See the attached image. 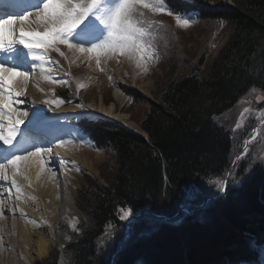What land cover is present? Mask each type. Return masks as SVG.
Instances as JSON below:
<instances>
[{
  "label": "trees",
  "instance_id": "16d2710c",
  "mask_svg": "<svg viewBox=\"0 0 264 264\" xmlns=\"http://www.w3.org/2000/svg\"><path fill=\"white\" fill-rule=\"evenodd\" d=\"M165 5L191 20L231 22L228 40L208 73L193 70L171 78L158 98L119 84L148 105L139 123L149 138L116 120H78L96 148L112 149L116 167L106 175L108 183L85 176L78 195L84 216L64 249V262L56 250L36 264H259L251 242L264 245V162L241 161L223 193L211 191L208 182L225 176L234 161L233 133L217 117L251 87L264 92V0H165ZM200 55L198 66L205 62ZM194 188L201 191L199 202L207 194L215 197L184 212L181 204ZM122 207L143 212L123 246ZM109 225L115 238L98 252Z\"/></svg>",
  "mask_w": 264,
  "mask_h": 264
},
{
  "label": "rangeland",
  "instance_id": "374dc122",
  "mask_svg": "<svg viewBox=\"0 0 264 264\" xmlns=\"http://www.w3.org/2000/svg\"><path fill=\"white\" fill-rule=\"evenodd\" d=\"M212 1L234 2L236 0ZM36 11L37 7L33 8L32 12L30 11L32 15L29 20L33 21L35 19ZM144 13L146 19L156 22L150 29L151 34L148 37V40L156 49V58L147 60V71H144L142 67H138L136 60L129 58L127 54L115 53L108 56L102 55L99 65H97L94 57L89 59L86 54H83L81 56L85 57L86 61H84L85 63L79 61V67V64L70 57V54H76L77 51L68 49L66 45H59L61 51L65 54L64 56L50 49L48 51L51 60L58 62V64L48 65L53 73L51 74L55 79L63 81V83L53 84V90L57 95L56 97L62 99L64 101L63 104L66 105H82V107L78 106V112L50 116L47 121L42 122L43 126L55 128L57 132H63V135L66 134L69 140H65L66 143L63 147L70 149V151L75 154L73 158H68L67 156L61 158L64 159L62 164L60 161H56L53 168L58 172L59 179H64L65 176L68 175L74 182L75 212L77 213L79 224L81 218L84 216V212L79 205L78 195L85 176L88 174L98 178L102 183H108L106 175L115 169L116 155L112 149L105 151L96 148L93 142L87 138L78 127L77 120L80 117L116 120L134 131L146 134L139 122L144 116L148 105L144 102L135 101L119 84L125 83L132 85L140 90L142 94L152 98H158L161 90L171 78L178 77L183 73L193 70L204 74L208 73L215 56L227 42L231 31V22L224 20H192L190 26L183 27L177 25L175 16L166 14L153 15L148 10H144ZM18 15H16V17H18ZM32 27L37 28L39 26L32 24ZM87 46L89 45H86V47ZM201 53L205 54V62L198 66L196 60L201 56ZM36 72L39 73V70L36 69ZM80 84H83L84 87L80 88ZM252 88L253 87L250 89ZM250 89L231 109L217 117L223 125L232 131L234 138V161L227 174L229 172L233 173V170H235L243 160L246 161L247 166H251L258 161L264 162V92L257 87H255L256 91L254 92L250 91ZM116 90L120 92L116 93ZM64 91L67 93L66 98L62 96V92ZM111 103L115 104V113L125 114L124 119L126 118V121L121 118L117 119L116 116L115 118L108 116L109 114L106 110ZM52 106L54 107L55 105ZM52 106L50 110H52ZM245 108L249 111L245 112ZM50 110L47 109L46 111L49 113L51 112ZM238 124L239 127H237ZM64 138L63 136L62 140H64ZM82 138L83 142H81ZM59 140L60 139H56L51 142L48 144V147L50 146V148L54 150ZM81 147L95 153L90 155L91 163H83L76 159V155H79ZM24 151L25 150H21L19 154H23ZM1 162L6 163V160L0 161V163ZM62 168L64 173L61 171ZM16 178L18 179H16L18 184H21V188L22 185L24 187L26 186V184L23 183L26 181L25 179L20 176L18 177V175ZM215 179L217 178L211 181ZM2 180L3 179H0L2 201L5 203L6 207H13L14 210L11 209L9 213L5 212L4 219L6 216V222L4 221L1 224L0 221L2 228V231H0V233L2 232V235L0 234V264H20L21 261L19 262V260H21V256H19L18 253H20L19 250H21V247L23 248L24 246H21L19 250H17L16 246L18 243H25L26 239L22 237L24 235H17L20 229L19 218L24 216L30 223V221H36L37 218L41 217L43 212L41 207L34 205L32 206V213L34 215L27 216L16 213L18 204L15 203V201L17 199L21 200L23 197L15 194L16 189L11 184L12 178H8V183H2ZM211 181L208 182L210 186ZM4 188H9L7 194ZM27 189L28 187L26 190ZM211 191L216 190L211 186ZM200 192L198 188L191 189L188 194H191L193 198L182 203L181 210L183 211V206L187 203L189 207V211L187 212L196 211L204 207L210 199L215 197V195L213 196V194L210 193L212 196L207 194L205 199L199 202L198 193ZM13 193L14 195H12ZM215 193L219 194L217 191ZM127 208L129 207H122L121 209ZM146 211H149L155 217L170 218L165 214L157 213L149 209ZM142 215L143 212L135 213L132 211L129 220H124V224L121 226V228L125 230L124 238H128L134 222ZM9 219H13L14 221L9 223ZM149 219L150 221L154 220L152 217ZM129 221H131V223ZM79 227L80 225H78L76 229H73L70 227L69 221L64 219L61 220L59 223V230L62 236H58L52 241L44 254L35 255L33 263L36 264L38 260L48 257L56 250L59 251V262L63 263L65 260L64 249L67 243L72 239L73 234L80 231ZM113 228V225L108 226V230ZM35 231V234H33L34 242L40 239L43 233L47 237H51L48 224L40 225ZM16 257H19L18 260H16ZM244 263L255 264L250 262H242L240 264ZM25 264L28 263L25 262ZM136 264H144V262L138 260Z\"/></svg>",
  "mask_w": 264,
  "mask_h": 264
},
{
  "label": "snow or ice",
  "instance_id": "6c2138e0",
  "mask_svg": "<svg viewBox=\"0 0 264 264\" xmlns=\"http://www.w3.org/2000/svg\"><path fill=\"white\" fill-rule=\"evenodd\" d=\"M144 10H148L153 15L175 16L178 26L187 27L192 23L190 17L186 18L187 14L181 16L169 11L165 0H40L35 19L31 22L29 18L32 13H25L19 17L9 15L6 19H0V54H2L0 58V142L8 146L6 163H0V179H8L9 166H11L12 186L17 193H20L22 189L16 181V176L24 175L20 162H27L31 157H41L42 153L52 151L51 148L33 145V151L25 150L23 154H17L18 150L14 143L18 135L22 134L21 125L25 124V118L29 116L27 109L18 107L24 103L18 98L24 94V86L31 77L32 71L38 69L43 80L52 84L63 83L62 80L53 77L48 67L50 64H58L48 56L49 49L61 56L65 55L59 45H66L70 50L86 54L89 59L94 57L97 65L100 64L102 55L127 54L129 58L136 60L138 67L147 71V60L156 58V49L148 40L151 34L150 29L156 22L146 19ZM32 24L39 27L34 28ZM86 45L89 46L86 47ZM17 46H22V49ZM25 65L29 66V70H22ZM79 87L83 88L84 85L80 84ZM37 88L41 92L44 91L39 84ZM250 91H256L255 87ZM43 103L59 107L64 101L59 98L45 99ZM78 106L82 107V105ZM244 111L249 110L245 108ZM39 118L37 115V119ZM23 134L27 140V133ZM65 143L66 141L59 140L61 146ZM39 165L43 171L45 161L42 157ZM24 178L28 179L27 176ZM235 179L236 176L229 172L226 176H220L211 181L210 184L217 192L223 193L227 190L228 181ZM192 198L191 194L185 196L186 201ZM120 211L119 219L129 220L132 209ZM183 211H189L187 203L183 206ZM3 212L4 205L0 200V216ZM32 222L35 223V221ZM72 228H77L75 220ZM115 235L114 228L106 229L104 238L98 246V252L103 251ZM125 240L126 238L121 240V246ZM251 247L258 248L259 264H264V245L258 246L255 241H252Z\"/></svg>",
  "mask_w": 264,
  "mask_h": 264
},
{
  "label": "bare ground",
  "instance_id": "6f19581e",
  "mask_svg": "<svg viewBox=\"0 0 264 264\" xmlns=\"http://www.w3.org/2000/svg\"><path fill=\"white\" fill-rule=\"evenodd\" d=\"M9 3H12L15 6V8L17 9L16 11L17 13H21V11L24 10L26 6H28L31 3H33V5L35 6L39 5L40 0H15ZM16 15L12 14V16H16ZM7 17L4 16L3 18H7ZM31 21L32 20H29V22ZM17 27H19V24H17ZM17 47L20 48V46ZM23 51L26 52L27 50H23ZM81 55L83 54L76 52V54H72V55L70 54V57L73 61L77 63L79 61L85 63L84 62L86 61L85 57ZM48 56H49V52H48ZM1 57L2 54H0V58ZM78 64L80 67V63ZM22 70H29V66L27 65L23 66ZM37 84H39V86L44 89L43 92H41L37 88ZM24 87H25L24 94L18 98L23 100L24 103L18 105V107L21 109H27L29 116L25 118V124L21 125L22 134L18 135L17 141L14 142L16 144V150H18L17 154H19L21 150L33 151L34 150L33 145L42 148H50V146L48 147V144L55 141L56 139L57 140L63 139V136L65 137L64 141L69 140L66 134L63 135V132L60 133L57 132L55 128H48L47 126H43L42 122L47 121L50 116H58L64 113L78 112L79 111L78 105L77 104L66 105L62 103L59 107L52 106V110H50L51 106L44 104L43 101L45 99H50V100L57 99L56 97L57 95L53 90V84L43 80L41 74L37 73L36 70L32 71L31 77L29 78V80L27 81ZM119 90H116V93L121 91ZM114 103H111L110 106L107 107L106 111L109 114L108 116L113 118H115L116 116L117 119L121 118L125 120L126 119V118L124 119L125 114L122 115L115 113ZM47 109L50 110L51 112L48 113L46 111ZM37 115L40 117L39 119H37ZM33 130H36L37 132H39V134L32 133ZM23 133H27V140L25 139V135ZM0 152L3 154V156L0 157V161L6 160V156L8 155V146L3 145L2 142H0ZM93 154L95 153L81 147L79 155H76V159L83 163L85 162L91 163L90 155ZM73 155L75 154L72 151H70V149L64 148L58 142L54 150L52 149L51 152L41 154V157L45 161L43 171H41L39 165V160L41 157H31L27 162L24 161L20 162V168L21 171L24 173V175L18 174V177L20 176L23 179H25L24 176L28 177V179H25L26 181L23 182L26 184L28 189L26 190L27 187L26 186L24 187L22 185L21 188L22 191L20 192L21 194L17 192L15 193L16 195L23 197L22 198L23 200L17 199L15 201V203L18 204L16 208V213H21L27 216L32 215L33 214L32 206L34 205H38L39 207H41L43 212V215L37 218L35 223H33L32 221H30L29 223L27 218L24 216L23 217L21 216L19 218L20 229L18 230L19 234L17 235L20 234L24 235L22 237L26 239L25 243L22 244L18 243V245L16 246L17 250H19L21 246H24L23 248L21 247V250H19L20 253H18L19 256H21V260H19V262L21 261L20 264H25V262L28 264H34L33 263L34 256L44 254L48 250L52 241H54L58 236H62L59 230V223L61 220L64 219L66 221H69L71 228L74 220L76 222L77 227L79 225V219L77 218V213L75 212L76 205L74 203V186H75L74 182L72 179L69 178L68 175H66L64 179H59L58 172L55 171L53 168V165L54 163H56V161L58 162L60 161L62 164V162H64V159L61 158H63L64 156H67L68 158H73L74 157ZM61 171L62 173H64L63 168ZM8 178H12L11 166H9ZM5 182L8 183V179L2 180V183ZM4 189L7 194L9 188L8 189L4 188ZM1 193H0V200H2ZM12 195H14V193ZM3 205H4V212L3 215L0 216L1 224L4 221L5 222L7 221L5 220L6 216L4 219V214H6L5 212L9 213L11 212L10 211L11 209L14 210L13 207L10 208L6 207L4 202ZM8 221H10L9 223H11V221L14 220L9 219ZM42 224L49 225L51 237H47L43 233L40 239L34 242L33 234H35L36 232L35 229ZM0 231H2L1 225H0ZM0 234L2 235V232ZM18 258L19 257H16V260H18ZM244 264H248V263H244Z\"/></svg>",
  "mask_w": 264,
  "mask_h": 264
},
{
  "label": "water",
  "instance_id": "95a60500",
  "mask_svg": "<svg viewBox=\"0 0 264 264\" xmlns=\"http://www.w3.org/2000/svg\"><path fill=\"white\" fill-rule=\"evenodd\" d=\"M146 137H148L149 138V135L147 134V132H146V134H144Z\"/></svg>",
  "mask_w": 264,
  "mask_h": 264
}]
</instances>
